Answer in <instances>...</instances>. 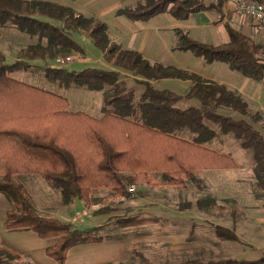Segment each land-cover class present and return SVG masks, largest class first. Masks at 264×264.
Returning a JSON list of instances; mask_svg holds the SVG:
<instances>
[{"label": "trees", "instance_id": "1", "mask_svg": "<svg viewBox=\"0 0 264 264\" xmlns=\"http://www.w3.org/2000/svg\"><path fill=\"white\" fill-rule=\"evenodd\" d=\"M226 1L137 0L117 8L115 15L144 22L167 13L176 20H186L198 12L220 13ZM7 23L37 34L40 42L21 51L13 62H5L0 52V191L13 204L4 211V227L32 230L40 239L48 240L44 253L57 264H65L72 246L120 236L110 234L105 224L79 228L71 221L40 214L33 208L27 190L14 178L17 174H40L60 190L66 204L75 199L88 203L92 191L99 188L126 196L130 194L127 187L135 182L184 187L202 170L237 167L230 154L210 146L219 132L232 133L243 148L252 150L261 174L260 186L264 188L263 134L245 119L218 112L224 107L246 113L247 101L238 91L197 72L150 61L140 51L111 39L104 20L76 13L61 3L0 0V24ZM174 31L177 43L172 49L191 51L208 63L225 62L244 76L264 79L260 46L243 33L227 27L229 40L211 44L194 39L181 27ZM80 32L90 38L102 59L116 68L86 66L69 70L50 64L49 61L60 62L58 59L68 58L73 52L84 54L83 47L71 37V33ZM43 39L45 43L41 42ZM34 60L43 61L44 76L62 87L103 90L101 116L69 110L66 96L13 76L17 70H26L29 61ZM121 71L134 76L135 83L141 86L138 93L121 79ZM161 78L189 80L190 85L184 94L154 87L151 81ZM184 97L197 99L200 107L177 106ZM253 119L262 120L264 127L260 111L253 113ZM108 221L121 229L157 223L159 217L132 213L109 217ZM214 230L222 238L238 240L229 228L214 225ZM6 259L19 260L21 255L0 242V263ZM232 263L264 264V252L254 260L177 264Z\"/></svg>", "mask_w": 264, "mask_h": 264}, {"label": "rangeland", "instance_id": "2", "mask_svg": "<svg viewBox=\"0 0 264 264\" xmlns=\"http://www.w3.org/2000/svg\"><path fill=\"white\" fill-rule=\"evenodd\" d=\"M49 1L70 6L76 13L95 16L104 20L108 24V33L111 39L117 41L120 38L121 42L119 43L122 46L137 44L141 50H144L143 55L150 61L157 60L164 64H173L197 72L206 79L220 80L232 90L240 89L244 91L243 98L248 104L246 113L224 107L219 108L218 112L236 119L247 120L264 137L263 121L253 119L255 111H260L264 115V79L258 81L248 77L249 79L244 84L241 79L242 77L247 78V76L242 75L237 70L230 69L225 62L212 61L208 63L201 56H196L191 51L172 49L177 43L175 27L187 30L189 35L196 40L211 44L228 41L227 27H230L259 44L260 54L264 59V34L255 31L249 20L235 12L232 0L224 2L220 13L215 10L198 12L190 15L186 20H176L167 13H160L144 22L131 21L124 16L115 15L117 8L133 4L137 0ZM135 33L139 35L140 39H132ZM144 33L152 34H146L143 38ZM71 37L83 47L84 54L73 52L68 59H61L63 62L51 60L49 61L50 64L62 65L69 70H80L86 66L116 68L102 59L99 50L92 44L87 35L82 32L71 33ZM39 42L40 39L37 34L20 31L10 23L0 24V52L5 62L15 61L19 58L21 51ZM41 42L45 43V40L43 39ZM29 63L30 65L26 70H17L13 73V76L24 82L68 97L71 102V110H80L95 116L102 114L103 90H92L86 86L74 85L68 88L62 87L56 82L49 81L44 76L43 61L34 60L29 61ZM121 79H124L129 86L135 87L138 90L137 93L141 89V86L135 83L134 76L130 73L121 71ZM151 83L156 88L169 89L179 94H184L190 85L189 80L178 78H161L152 80ZM177 106L181 108L187 106L200 107V104L195 98L184 97L177 102ZM210 126L217 129L211 123ZM210 146L218 151L230 154L236 161L237 167L202 170L189 179L184 187L150 186L145 182H135L131 185L132 187L130 185L127 187L130 194L126 196H116L110 189L102 188L106 190L93 192L88 203L79 199H75L68 204L64 203L60 190L52 186L40 174H17L14 178L27 190L33 208L40 214L71 221L79 228L105 224V228L110 234L119 235L124 240L129 241L119 249L121 259L115 261L99 259L100 255L93 250L94 254L91 252L90 255L82 256V258L90 257L88 258L89 261L92 260L86 262V264H177L181 262H220L231 259L238 261L249 257L243 251V248L245 249L244 241L241 238L229 240L220 237L214 230V224L210 223L211 225H209L207 222H202L200 232H197V229H192V233L190 232L191 227L199 228L200 226L197 221L196 226H193V222L185 223L183 220L175 228H168L164 225L167 221L176 222L178 219L177 210L187 206H190L192 210L204 207L215 210L217 213L211 215L213 217L211 219L217 224L224 225L230 222V210L235 213L239 207H246L254 209L252 212L258 214L259 221H263L260 223L262 225L259 226V229L255 228V225L254 227L250 225L251 232L248 231V233L255 236L257 230L261 231V228L264 232V188L260 186L261 174L253 158L252 150L243 148L240 145V139L232 133L223 134L218 132L212 139ZM158 178L161 179L160 176ZM0 200L2 203L0 207L2 220V226L0 224V242L14 249L18 246L24 248L23 250L36 249L35 252L31 253L33 256L29 255V251H17L21 255V259H6L0 264H57L52 258L46 256L44 249H42L43 245L46 246L50 243L48 240L40 239L32 230H8L4 227V211L12 208L13 204L2 191H0ZM72 203L75 208L71 211ZM98 209L104 213L97 216L96 211ZM132 213L140 215L146 213L147 216H157L159 221L137 230L117 229L110 224L111 221H108L109 217ZM183 227L185 229L182 230ZM136 231L138 232L136 233ZM145 233L147 235H144ZM179 234L191 239L198 238V241L195 243L196 239H194L195 241H192V244L184 238H180ZM192 234H194L193 238ZM5 236L10 245L6 241L4 242ZM263 237L261 236V239ZM182 241H186V243L183 244ZM40 244H42L41 250H39ZM253 248L255 247L253 246ZM106 249L99 252L106 254L108 251ZM232 250L234 253L231 252ZM115 252L118 253V250L115 249ZM263 252L264 250L260 251V255ZM74 261L77 260L72 258L68 264H73Z\"/></svg>", "mask_w": 264, "mask_h": 264}, {"label": "crops", "instance_id": "3", "mask_svg": "<svg viewBox=\"0 0 264 264\" xmlns=\"http://www.w3.org/2000/svg\"><path fill=\"white\" fill-rule=\"evenodd\" d=\"M247 20H249V19H247ZM250 23L252 24L251 21H250ZM253 27H254L255 31H257L258 33L264 34L262 32H259L258 30H256V28H255L254 25H253ZM136 34L137 33H135V35L132 37V39H134V38L135 39H137V38L140 39V37H138L139 35H136ZM146 34L149 35V34H152V33H144V37L143 38H145ZM117 41L118 42H121V39L119 38V39H117ZM124 47L138 50L142 54H144V50H141V48L137 44L134 45V46L132 44H127ZM248 79H249L248 77L247 78L246 77H242L241 81L245 84ZM219 82H220V80H219ZM235 90H237L240 94H242V96H244V91H242L240 89H235ZM68 101H69L68 109L71 110V102H70L69 99H68ZM90 115H92V114H90ZM92 116L99 117V116H95V115H92ZM100 190H106V189H102V188L95 189V190L92 191L91 195L93 194V192L100 191ZM1 204L2 203H1V200H0V207H1ZM72 206L73 207H70V210L71 211L73 210V208H75L74 207L75 206L74 204ZM253 210L254 209L246 208V207L245 208L239 207L237 209V211H235V213H233L230 210L229 211V215H230L229 216V221L230 222H228V224L224 225V224H220V223L217 224L216 222H214L211 219V218H213L211 215L217 213L215 210H213L211 208H207V207L200 208V209L199 208H194V210H192V209H190V206H187V207H184V208H181V209H178L177 210V218L178 219H177L176 222H169V221H167L166 224H164V225L167 226L168 228H175V227L179 226L180 225V221L183 220V222H185V223L186 222H188V223L189 222H193V226H196V221H197V224H199L200 226L198 225L199 228L198 227H196V228L195 227H191V230H190L191 233L193 232L194 229L195 230L197 229V232H200L201 225H203L202 222H207L209 225L214 224V225L224 226L226 228H229V229L233 230L234 233L238 236V238H241L244 241V244H245L244 247H245V249L243 248V251L246 253V255H249V257L243 258L241 260H254V259L258 258L259 256H261L260 255V251L264 250L263 249L264 248V237H263L264 236V232H263V229L262 228H261V231L260 230H257V229H259V226L262 225L260 223H262L263 221H259L260 220V217L257 216L258 214L253 213L252 212ZM96 215L98 216L100 214H96ZM143 215L147 216L146 213H143ZM261 220H262V218H261ZM1 222H2V220H1V217H0V224H1ZM3 224H4V222H3ZM145 225L147 226L148 224H145ZM145 225H141V226H137V227H132V228L131 227H128V228H124V230H133V229L134 230H137L139 228H144ZM250 225L252 227H254V225H255V228H257L256 229L257 232H256L255 236H253V234L248 233V231L251 232V230L249 229V226ZM1 226H2V224H1ZM228 226H230V227H228ZM181 229L183 230V229H185V227H183ZM137 232L138 231H136V233ZM140 235H142V234H140ZM144 235H147V234L145 233ZM191 236L193 238L194 234H192ZM256 236H257V238H256ZM261 236L263 237L262 239H261ZM179 237L180 238H184L186 241H189L192 244L195 241L194 239H196V242L195 243H197V241H198V238L191 239V238L186 237L185 235H180L179 234ZM5 238H6V236L4 237V242L6 241V243L8 245H10V243L8 242V240H6ZM253 240H255V241L253 242ZM186 241H182L183 244H185ZM126 242H129V241L127 239L124 240L123 238L120 237L119 239H109V240H103V241H100V242H90V243H84V244H78V245L72 246L68 250L65 264L70 263V261L72 260V258L74 260H77V261H74L73 264H75L76 262L78 264H86V262L89 261L88 258H90V257L82 258V256L90 255L89 253L93 252V250H95L96 253H98V255H100L99 256V259H106L107 261H115V260L121 259L122 256L120 255V250L119 249H120L121 246L125 245ZM195 243H194V245H195ZM3 245H5V244H3ZM41 245L42 244H40L39 250H41ZM5 246H7V245H5ZM253 246L255 248H258V249L253 248ZM44 247H45V245H43L42 249H44ZM261 247H263V248H261ZM10 248H12V247H10ZM105 248H107L106 250H108L106 254L104 252H99V251H102ZM12 249L15 250V251H18V252L19 251L20 252L29 251V253H30L29 255H31V256H33V254H31V253L35 252V250H36V249H33V248H32L33 250H28V249L23 250L24 248H19V246L16 249H14V248H12ZM115 249L118 250V253L115 252ZM231 252H233V250ZM94 253L95 252H93V254ZM184 260H187V259H184ZM90 261H92V260H90Z\"/></svg>", "mask_w": 264, "mask_h": 264}, {"label": "built area", "instance_id": "4", "mask_svg": "<svg viewBox=\"0 0 264 264\" xmlns=\"http://www.w3.org/2000/svg\"><path fill=\"white\" fill-rule=\"evenodd\" d=\"M236 13L249 19L259 32H264V0H232ZM69 58V57H68ZM66 58V59H68ZM60 62L63 60L58 59Z\"/></svg>", "mask_w": 264, "mask_h": 264}]
</instances>
